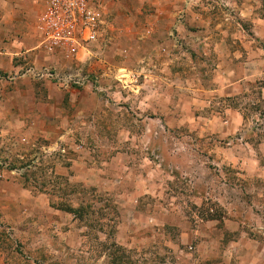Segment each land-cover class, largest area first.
Listing matches in <instances>:
<instances>
[{"label":"rangeland","instance_id":"rangeland-1","mask_svg":"<svg viewBox=\"0 0 264 264\" xmlns=\"http://www.w3.org/2000/svg\"><path fill=\"white\" fill-rule=\"evenodd\" d=\"M100 1L99 39L62 72L101 103L75 96L87 113H72L71 143L51 152L30 127L56 117L50 78L30 77L42 110L29 141L0 120V264H264V0ZM26 4L0 0L12 51ZM29 60L0 77L25 87ZM228 65L256 76L219 96ZM79 155L87 169L60 168ZM81 201L87 220L59 208Z\"/></svg>","mask_w":264,"mask_h":264},{"label":"crops","instance_id":"crops-1","mask_svg":"<svg viewBox=\"0 0 264 264\" xmlns=\"http://www.w3.org/2000/svg\"><path fill=\"white\" fill-rule=\"evenodd\" d=\"M44 2V0H27L25 8L19 11L21 12L19 18L13 17L10 19V26L16 27L20 24L24 28L21 30L23 36L16 41L17 44H19L18 49L12 51V41H4L0 38V70H4L5 73H10L13 70H19L22 67V65H12L11 61L15 54H21L30 59L29 66L31 67L26 68L25 72H23L25 75V87L12 86V82L6 77H0V92L2 93V98L0 100V120L6 118L8 122H12L15 132L16 130L22 131V129L24 130L28 128V123L30 121L27 120L28 114L32 113L35 109L42 110L41 98L40 96H37L36 88L32 84V81H30V77L37 76L36 72L40 71V69L37 68L45 65L54 66L57 73L64 75L62 72L65 71L75 60L81 61L83 59L82 53L88 51V45H86V48H81L76 56L70 58L65 56L62 51L50 53L43 49L41 46L42 35L39 32L37 25L38 18L46 7V2ZM258 35L264 38V28L258 32ZM4 58L6 59L5 61ZM247 70V67L241 70L239 68L230 67V65L226 66L217 79L219 82L218 85L212 91L219 96H234L243 80L256 76L253 74L254 71L248 73ZM50 83L51 84L48 85V103L53 107L54 111L57 112L56 117L45 118L42 121L38 118L37 120H34L33 123L30 122V125H32L30 127H33V125L36 124L37 126L44 128L37 132V136H43L45 139H50L51 141L48 148H52L51 152H53V150L64 147L63 141L67 140L71 143V140H73L75 136L72 113H87V99L81 98L78 100L75 96L78 97V94L82 92L85 93L88 96V99L91 100L90 106L93 109L100 106L101 103L100 99L93 92L74 89L70 85H64L57 81L55 83ZM67 94L72 101L69 108H66L64 103ZM261 95L264 99V86L262 87ZM15 102H17L18 107H15ZM43 114L45 116V113ZM228 117L230 118L228 115L225 118L227 119ZM49 123H53V128L47 130L45 127ZM24 131L25 132H23L22 135L25 140L29 141V139L33 137L32 133L30 134L27 130ZM46 149L47 148H45V151ZM64 157L63 159H65ZM84 163L85 157L79 155L77 158H70L69 163L61 165L60 168L83 171L84 169H87Z\"/></svg>","mask_w":264,"mask_h":264},{"label":"built area","instance_id":"built-area-1","mask_svg":"<svg viewBox=\"0 0 264 264\" xmlns=\"http://www.w3.org/2000/svg\"><path fill=\"white\" fill-rule=\"evenodd\" d=\"M101 24L100 0H47L37 28L42 35L44 50L50 53L62 51L65 56L73 58L81 48L99 39ZM36 75L64 85L86 83V79L73 74L61 75L51 69L37 71Z\"/></svg>","mask_w":264,"mask_h":264},{"label":"trees","instance_id":"trees-1","mask_svg":"<svg viewBox=\"0 0 264 264\" xmlns=\"http://www.w3.org/2000/svg\"><path fill=\"white\" fill-rule=\"evenodd\" d=\"M261 88L264 86V81H261ZM260 88V89H261ZM259 101L258 102H263L264 103V99L262 98V95H261V91L259 90ZM264 114V113H263ZM16 167L15 166H11L9 169L10 170H13L15 169ZM25 177V180L28 181V179ZM40 192H47L46 190H41L39 189ZM82 203H79L77 207L75 206H72V205H68V206H65V207H62V206H59V208L61 209H65L67 211H71L74 213L75 217L80 219V220H87L89 218V206L87 203H85L84 201H81ZM53 206V205H52ZM54 207V206H53ZM56 207V206H55ZM114 246H117L116 243H113Z\"/></svg>","mask_w":264,"mask_h":264}]
</instances>
